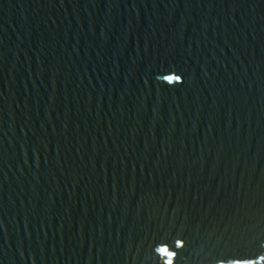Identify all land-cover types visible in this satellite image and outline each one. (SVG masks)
Segmentation results:
<instances>
[{"label":"water","instance_id":"water-1","mask_svg":"<svg viewBox=\"0 0 264 264\" xmlns=\"http://www.w3.org/2000/svg\"><path fill=\"white\" fill-rule=\"evenodd\" d=\"M0 264H264V0H0Z\"/></svg>","mask_w":264,"mask_h":264}]
</instances>
